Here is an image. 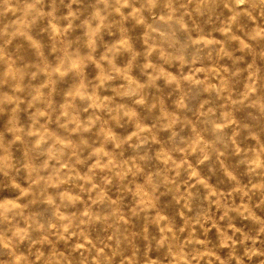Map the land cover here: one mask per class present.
Returning <instances> with one entry per match:
<instances>
[{
  "label": "clouds",
  "instance_id": "9594fccd",
  "mask_svg": "<svg viewBox=\"0 0 264 264\" xmlns=\"http://www.w3.org/2000/svg\"><path fill=\"white\" fill-rule=\"evenodd\" d=\"M0 264H264V0H0Z\"/></svg>",
  "mask_w": 264,
  "mask_h": 264
}]
</instances>
